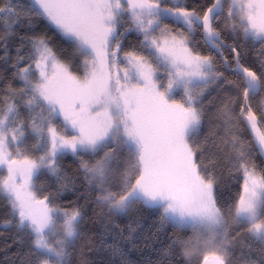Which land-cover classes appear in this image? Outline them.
<instances>
[{
  "label": "snow or ice",
  "instance_id": "obj_1",
  "mask_svg": "<svg viewBox=\"0 0 264 264\" xmlns=\"http://www.w3.org/2000/svg\"><path fill=\"white\" fill-rule=\"evenodd\" d=\"M0 264H264V0H0Z\"/></svg>",
  "mask_w": 264,
  "mask_h": 264
}]
</instances>
